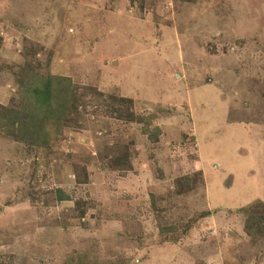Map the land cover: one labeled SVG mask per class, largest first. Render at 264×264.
<instances>
[{"label":"rangeland","instance_id":"374dc122","mask_svg":"<svg viewBox=\"0 0 264 264\" xmlns=\"http://www.w3.org/2000/svg\"><path fill=\"white\" fill-rule=\"evenodd\" d=\"M28 75L73 98L0 122V264H264V0H0Z\"/></svg>","mask_w":264,"mask_h":264},{"label":"trees","instance_id":"16d2710c","mask_svg":"<svg viewBox=\"0 0 264 264\" xmlns=\"http://www.w3.org/2000/svg\"><path fill=\"white\" fill-rule=\"evenodd\" d=\"M26 83L17 84V91H19L20 98L28 101L29 110L15 111L9 110L8 112L0 113V122L7 120L11 128L18 126V134L25 140L29 137L37 138L36 143L42 144L45 137L42 136L44 132L45 117L47 114H59L64 116L69 111V103L73 98V93L59 90L56 85H59L61 79L55 76H50L44 79L32 78L28 75ZM67 82L68 80L65 79ZM54 103L56 107H54ZM10 116L7 118L6 116ZM9 131V129H7ZM28 136V138H26ZM59 201L63 200L61 195L57 196Z\"/></svg>","mask_w":264,"mask_h":264}]
</instances>
